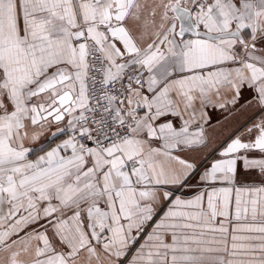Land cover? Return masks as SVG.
<instances>
[{
	"label": "snow or ice",
	"instance_id": "snow-or-ice-1",
	"mask_svg": "<svg viewBox=\"0 0 264 264\" xmlns=\"http://www.w3.org/2000/svg\"><path fill=\"white\" fill-rule=\"evenodd\" d=\"M0 264H264V0H0Z\"/></svg>",
	"mask_w": 264,
	"mask_h": 264
},
{
	"label": "crops",
	"instance_id": "crops-1",
	"mask_svg": "<svg viewBox=\"0 0 264 264\" xmlns=\"http://www.w3.org/2000/svg\"><path fill=\"white\" fill-rule=\"evenodd\" d=\"M217 119L220 120V123H221V124H224V121H223L222 117H220L219 114L217 113V114H214V115H213V124H214V125L216 124ZM227 127H228L227 125H225V127H224L223 129H220V128L218 127V131H223L224 134L227 135Z\"/></svg>",
	"mask_w": 264,
	"mask_h": 264
}]
</instances>
